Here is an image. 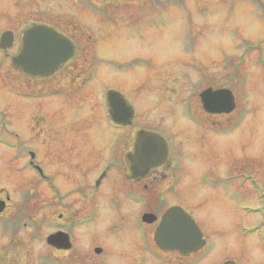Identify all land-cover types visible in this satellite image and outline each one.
<instances>
[{
    "label": "rangeland",
    "instance_id": "374dc122",
    "mask_svg": "<svg viewBox=\"0 0 264 264\" xmlns=\"http://www.w3.org/2000/svg\"><path fill=\"white\" fill-rule=\"evenodd\" d=\"M14 6L8 8L12 20L0 21V31L16 34L9 55L18 51L20 33L32 20L51 21L55 31L74 43L77 54L66 69L40 80L13 69L10 57L0 52V140L8 141H0V198L8 196L3 214L16 220L19 212L31 213L50 221L88 209L65 212L54 205L49 183L39 182V175L26 165L27 151L35 152L33 161L56 180L60 194L66 190L64 194L73 195V188L91 190L101 170L120 159L102 187L111 192L126 186L121 160L132 147L134 133L145 128L168 140L173 163L182 170L177 187L183 194L176 201L194 216L209 243L193 261L264 264V56L263 63L257 62L261 54H246L245 45L264 42V21L256 20L240 0H31L23 18ZM138 12L142 16L135 21ZM19 19L23 24L18 25ZM262 48L264 55V44ZM83 80L87 84L81 86ZM207 87L231 89L233 111L208 116L199 102V93ZM108 88L119 90L135 107L131 126L109 128L103 106ZM188 110L201 117L200 128ZM238 116L242 121L234 130L220 132L234 128ZM72 149L83 155H69ZM247 171L251 177L243 180L240 175ZM172 174L167 170L164 181L152 176L159 182H147L169 203L175 200L168 193ZM81 197L98 202V215L88 225L91 231L81 248L95 242L108 264H134L129 245L139 239L140 227L133 218L141 207L121 209L117 215L128 219L122 222L113 217L106 197L103 203V192ZM41 229L42 238L33 247L37 258L47 253L43 237L50 228ZM2 230L0 225V264L6 242ZM27 232L18 235L22 243ZM26 248L17 254L21 264L28 259Z\"/></svg>",
    "mask_w": 264,
    "mask_h": 264
},
{
    "label": "flooded vegetation",
    "instance_id": "af4514ba",
    "mask_svg": "<svg viewBox=\"0 0 264 264\" xmlns=\"http://www.w3.org/2000/svg\"><path fill=\"white\" fill-rule=\"evenodd\" d=\"M240 1H242L246 6L249 7V10L252 11V12L249 11V13H251L256 18V20L264 21V0H240ZM30 2L31 0H14V1L10 0V2L6 4L4 3L3 0H0V21L6 23V21H8L9 19L12 20V18H9L8 16V13H9L8 8H10L12 5L13 6L15 5L14 7L17 10L16 13L18 17L23 18L25 4L30 3ZM106 7L107 9H109L108 6ZM38 13H41V12H38ZM23 21L24 19H19L18 25L23 24ZM33 25H44V26L55 29L54 24L48 20H44V21L32 20L31 23L29 24L26 23L25 28H23L20 33L19 48L21 46V39H22L23 32L25 31V29ZM6 32H11V34L13 35V43H12V46H13L16 40L15 31L10 30V29L0 31V39H1L2 34ZM59 34L64 36L63 35L64 33L62 34L59 32ZM254 41H255L254 43L248 42L245 44L247 47L246 54L259 52L261 55L256 57V61L263 63L264 55L261 50L263 49L262 47H263L264 42L261 39H257ZM11 47H8L4 50L0 48V52H3L4 57L5 58L10 57V60L13 55L19 52V48H18V51L16 53L9 55L7 52ZM76 54H77V49L75 47L74 56L68 61H66L65 63H63L53 74L44 75V76H35V77H37L40 80L51 79L55 74L66 69L67 65L72 61V59L76 56ZM0 65H1V62H0ZM16 70H18L20 73H22L25 76L34 78V76H29L25 74L21 69H16ZM84 80L80 83L81 86L84 84H87V82H85ZM242 83L244 84V81ZM52 93L53 92L50 93V91H48V95H51ZM104 97H105V92H104ZM235 101L236 100L234 99V107H236ZM104 103H105V98H104ZM206 114L208 116H215V114H209V113H206ZM241 117L242 116H240V120L242 121ZM200 119L201 117H198V116H194V119H193L195 124L199 126V128L202 123ZM106 121L111 130H114V129L121 130L119 128L114 127L108 121L107 116H106ZM209 127L213 128L214 124H211V126L209 125ZM125 128L126 127L122 129H125ZM139 130L141 129H138L134 133L131 149L127 150L124 153L123 158L121 160L122 165L124 163V167H123L124 175H125V170L127 168L126 155L130 152H133L136 134ZM143 130H150V129L144 128ZM157 133L162 135L160 132H157ZM129 138L130 137H128L127 142L129 141ZM164 139L166 140V144L168 148V157H167V161L161 167L160 170H152L144 178H135L132 180L125 178L127 182L126 186L124 187L118 186L116 190L113 189V191L111 192L109 191L104 192L102 187L106 183L107 178L110 176L109 174H111V171L114 168L119 167L121 165L119 162L120 159H116V160L112 159L105 166V168L101 170L97 178H95L92 181L93 188L91 190L84 189L85 190L84 191L83 187L76 188V189L73 188L75 192V194H73L74 196L71 193L64 194L63 192H67L66 190L63 191L62 194H60L59 192H61L62 190L59 191L58 187H56V180H54V178L49 179L44 174L43 176L39 175L38 171L36 170V167L41 168V166L39 165L38 161L36 162L33 161L35 158V153L33 152L34 154V158L32 159L33 164L30 165V161L28 163L30 167L33 170H35V172L39 175V179H38L39 182L45 181L47 184L49 183L48 186L50 185L49 188L52 193L51 196L53 198V204L60 206L61 208H63L65 212L70 211V210L75 212L79 210V208L88 207V209L82 213H79L73 218L68 219L66 216L64 217L61 216L62 215L61 214L57 218H54L53 220L51 219L50 221H46V220L40 221L38 220V218H34L31 215V213L23 214L22 212L18 213L19 217L16 220H13L12 218L8 219V217H6V214L5 215L3 214V210H2L0 212V225L3 226L1 237L6 242L3 243V247H2L1 264H4L6 259H7V264H21L22 261L21 263L20 261H18L17 254H18V251L23 248V246L28 247L26 248L24 252V256L27 257L28 259H26L23 262V264H91L93 261L96 262L94 264H108V256L107 255L105 257L103 256L104 251L100 247L101 245L96 244L94 246L95 242L94 243L92 242V244H89L88 246H86L85 249L81 248L82 240H84L86 236H88L87 235L88 232L91 231V228H88V225L92 224L94 222V219H96L98 215V202H93V203L87 202L81 196H92L93 198V195H96L99 192H103V196H104L103 203H104V199L106 200L107 198L109 202L108 205L110 206V209L113 212L112 215H114L113 216L114 218L116 215V219H117V216L119 217V214L117 215V213L121 211V209L123 208L130 209L131 207L132 209H135L136 208L134 207L135 205L141 207V212H139V214L133 218V219H136V223H137L136 226L140 227L139 239L138 241L136 240L132 242V246L129 245L134 250V253H133L135 257L134 260L137 264H149V263H153V261H154V264H162L161 262H165V261L167 264H181V262L183 261H185V264H197L193 260L194 258H196V255L199 252L190 253L188 256H183L178 251L162 250L155 244L153 240L155 230L158 227L163 214L170 207H173V206L181 207L180 203L176 200L181 199L182 194H183V190L180 188V185L177 187V185L179 184V181L181 180V175H178V171H182L179 168L180 164L176 163L174 165L173 160L171 158L172 155H171L170 144L165 137ZM27 152L28 154L31 153V151H27ZM68 154L76 155L77 157H79L80 155H83V152H79L77 150L72 149V151H69ZM108 155L109 157L107 158V161L110 159L112 153L109 152ZM167 170L173 171V174L170 177L171 179V183L169 184L170 187L168 189V193H170V197L175 199L171 203H169L170 202L169 198L165 196L163 193H161L160 190L153 191L152 189H150L149 184H147V182H151V183H153V181L159 182V180L151 179L152 176L153 177L162 176L163 181L167 179L168 176L165 175ZM176 170H177V174H174V171ZM213 180L214 179L208 180V183L212 182ZM116 182L117 181L114 180L115 185H116ZM78 190H81V191H78ZM0 200H4L5 204H4L3 209L7 210L8 196L6 195L3 198L1 197ZM94 201H97V199ZM81 204L83 205V207H79V205ZM144 214H151L154 216L155 219H153L151 222H147L143 219ZM118 220L125 222L128 219H125V216H121L119 217ZM152 225H154L153 230H152ZM43 226H45L46 228H50L49 233L43 237V241L45 242V245L47 246V253H42L41 255H39V258H37L38 256V253H36L37 248H33V247L36 246L35 243H38V241L42 238L43 233L41 231L42 230L41 228ZM26 230L28 231L26 233L27 242L22 243L18 235L21 233V231H26ZM50 235H57L56 241L48 243L47 238ZM207 244L208 243H206V245ZM60 254H64V255L60 256ZM135 262L133 263L135 264Z\"/></svg>",
    "mask_w": 264,
    "mask_h": 264
},
{
    "label": "water",
    "instance_id": "95a60500",
    "mask_svg": "<svg viewBox=\"0 0 264 264\" xmlns=\"http://www.w3.org/2000/svg\"><path fill=\"white\" fill-rule=\"evenodd\" d=\"M13 43L11 32L3 33L0 48L6 49ZM74 53V46L63 36L46 26H32L23 32L21 48L12 57L13 68L21 69L30 75H47ZM202 108L211 114L228 113L234 107L233 94L227 88H206L199 94ZM108 117L117 125H129L135 111L124 96L110 88L106 91ZM168 157L165 139L156 132L140 130L136 134L133 152L126 155V178H144L152 170H160ZM3 201H0V210ZM143 219L151 222V214H144ZM57 235H51L48 242L56 241ZM155 244L164 251L174 250L187 256L200 250L205 241L202 232L192 215L179 206L170 207L162 216L155 230ZM223 264H234L227 262Z\"/></svg>",
    "mask_w": 264,
    "mask_h": 264
},
{
    "label": "bare ground",
    "instance_id": "6f19581e",
    "mask_svg": "<svg viewBox=\"0 0 264 264\" xmlns=\"http://www.w3.org/2000/svg\"><path fill=\"white\" fill-rule=\"evenodd\" d=\"M95 220V219H94Z\"/></svg>",
    "mask_w": 264,
    "mask_h": 264
}]
</instances>
